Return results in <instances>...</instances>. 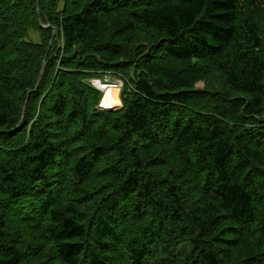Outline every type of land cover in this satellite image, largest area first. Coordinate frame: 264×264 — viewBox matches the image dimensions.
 Returning <instances> with one entry per match:
<instances>
[{
  "label": "trees",
  "instance_id": "trees-1",
  "mask_svg": "<svg viewBox=\"0 0 264 264\" xmlns=\"http://www.w3.org/2000/svg\"><path fill=\"white\" fill-rule=\"evenodd\" d=\"M0 264H264V0H0Z\"/></svg>",
  "mask_w": 264,
  "mask_h": 264
},
{
  "label": "rangeland",
  "instance_id": "rangeland-1",
  "mask_svg": "<svg viewBox=\"0 0 264 264\" xmlns=\"http://www.w3.org/2000/svg\"><path fill=\"white\" fill-rule=\"evenodd\" d=\"M36 40V39H35ZM96 79H99V83L97 82V81H93V79L91 80V82H90V84L92 85V86H94V87H96V88H98V89H100V91H101V97H100V99H99V106L100 107H102L101 106V104H102V102L104 103V104H106L107 106H111L110 104H112V106L114 107V106H120L121 105V100H120V97H119V93L121 92V90H122V84H123V82H122V79H121V77L119 78V77H117L116 75H114V74H111V73H104L103 74V78L102 79H100V78H96ZM101 84V85H100ZM102 84H104V86L102 85ZM108 86V84L109 85H114V86H109L110 87V89H117V95H118V98H119V100L118 101H115V103L116 102H118L116 105H114L115 103H105V101L107 102V100H105V98H103V96H104V94H105V89H106V85ZM195 86H196V88H202L203 87V82H201V81H198L196 84H195ZM111 93H112V91H111ZM102 101V102H101Z\"/></svg>",
  "mask_w": 264,
  "mask_h": 264
},
{
  "label": "bare ground",
  "instance_id": "bare-ground-1",
  "mask_svg": "<svg viewBox=\"0 0 264 264\" xmlns=\"http://www.w3.org/2000/svg\"><path fill=\"white\" fill-rule=\"evenodd\" d=\"M104 86V85H103ZM107 89V90H106ZM106 92L103 96V98H105V100H107V102L105 101V103H115V101H118L119 98H118V95H117V89H110L109 86L106 87ZM112 91V93H111ZM102 102V101H101ZM118 102H116L114 105H116ZM102 104L104 106H107L106 104H104L102 102Z\"/></svg>",
  "mask_w": 264,
  "mask_h": 264
},
{
  "label": "built area",
  "instance_id": "built-area-1",
  "mask_svg": "<svg viewBox=\"0 0 264 264\" xmlns=\"http://www.w3.org/2000/svg\"><path fill=\"white\" fill-rule=\"evenodd\" d=\"M93 81H97V82L99 83V79L94 78ZM100 85H101V84H100ZM102 85H104V84H102ZM105 85H106V84H105ZM106 86H107V85H106ZM108 86H114V85H109V84H108ZM98 88H99V87H98ZM106 90H107V89H106ZM106 90H105V92H106ZM101 105H102V104H101Z\"/></svg>",
  "mask_w": 264,
  "mask_h": 264
},
{
  "label": "clouds",
  "instance_id": "clouds-1",
  "mask_svg": "<svg viewBox=\"0 0 264 264\" xmlns=\"http://www.w3.org/2000/svg\"><path fill=\"white\" fill-rule=\"evenodd\" d=\"M103 108H112L113 106L111 105V106H104L103 104L101 105Z\"/></svg>",
  "mask_w": 264,
  "mask_h": 264
},
{
  "label": "water",
  "instance_id": "water-1",
  "mask_svg": "<svg viewBox=\"0 0 264 264\" xmlns=\"http://www.w3.org/2000/svg\"><path fill=\"white\" fill-rule=\"evenodd\" d=\"M42 26H48V25H42ZM54 31H55V29H54V27H53V34H54ZM39 83V80L37 81V84Z\"/></svg>",
  "mask_w": 264,
  "mask_h": 264
}]
</instances>
